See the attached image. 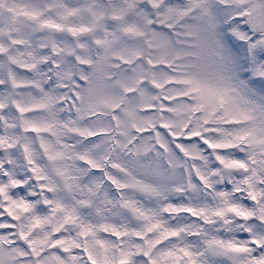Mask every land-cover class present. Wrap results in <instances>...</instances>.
<instances>
[{
    "label": "snow or ice",
    "instance_id": "6c2138e0",
    "mask_svg": "<svg viewBox=\"0 0 264 264\" xmlns=\"http://www.w3.org/2000/svg\"><path fill=\"white\" fill-rule=\"evenodd\" d=\"M0 264H264V0H0Z\"/></svg>",
    "mask_w": 264,
    "mask_h": 264
}]
</instances>
